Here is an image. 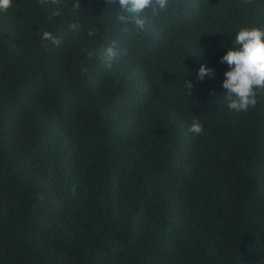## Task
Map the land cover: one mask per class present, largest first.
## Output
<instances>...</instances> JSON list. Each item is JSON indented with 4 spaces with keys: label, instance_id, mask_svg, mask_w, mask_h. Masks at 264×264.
Wrapping results in <instances>:
<instances>
[{
    "label": "trees",
    "instance_id": "1",
    "mask_svg": "<svg viewBox=\"0 0 264 264\" xmlns=\"http://www.w3.org/2000/svg\"><path fill=\"white\" fill-rule=\"evenodd\" d=\"M122 11H0V264H264V92L229 111L221 63L264 0H170L143 31Z\"/></svg>",
    "mask_w": 264,
    "mask_h": 264
},
{
    "label": "clouds",
    "instance_id": "2",
    "mask_svg": "<svg viewBox=\"0 0 264 264\" xmlns=\"http://www.w3.org/2000/svg\"><path fill=\"white\" fill-rule=\"evenodd\" d=\"M48 2L60 5L62 0H39L41 4ZM115 2L116 0H108L109 4ZM169 4L170 0H119V6L123 11L117 16V19L125 23L131 22L138 30L143 31L146 19L142 14L147 10L155 17L160 12L167 11ZM12 6L13 0H0V11L6 12ZM73 7L79 8V4L77 3ZM53 15L59 16V9L53 12ZM71 28L76 30L78 25L73 23ZM95 34L94 29L89 30V36ZM41 38L43 41H51L56 46L62 43V39L55 37L49 31H43ZM233 45L221 59V63H226L230 68L225 72L222 87L226 93L225 99L228 101L229 111L247 112L250 108L256 107L259 102L258 95L260 92H264V29L242 27L233 39ZM47 46V44L43 45V47ZM116 56V46L113 43L112 46L102 51V62H106L107 66L111 68L112 61ZM81 70L87 72L86 68ZM210 74L214 75V69L202 65L198 71L197 79L202 81L205 76ZM185 87L191 89L193 84L186 80ZM188 131L194 135H201L204 132V126L199 120H193Z\"/></svg>",
    "mask_w": 264,
    "mask_h": 264
}]
</instances>
